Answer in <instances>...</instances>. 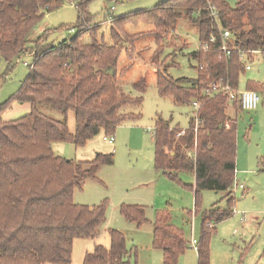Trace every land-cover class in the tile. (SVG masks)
Listing matches in <instances>:
<instances>
[{
	"label": "trees",
	"instance_id": "1",
	"mask_svg": "<svg viewBox=\"0 0 264 264\" xmlns=\"http://www.w3.org/2000/svg\"><path fill=\"white\" fill-rule=\"evenodd\" d=\"M67 1L71 0H0V64L3 59L11 63L31 51V42L35 44L34 65L14 97L29 103L31 112L12 121L0 117V264H70L75 239L99 236L107 221L108 201L93 206L77 204L74 192L89 179L99 180L101 166L114 163V152H99L92 160L80 161L57 155L53 144L69 142L80 147L101 132L113 136L124 121L139 117L129 109L140 106L143 98L125 92L118 81L121 52L126 48L132 57L135 41L148 34L156 37L159 54L162 42L182 19L198 28L200 45L208 43V48L191 52L197 60L195 79H175L162 63L157 70V87L176 104L201 101L199 117H192L187 129L172 127L169 121L158 118L154 166L173 178L194 174L195 183L185 186L194 191L196 212L203 191L234 193L237 121L225 112L230 105L227 97H210L205 89L222 81L237 88L240 75L246 72L242 52L254 60L250 52L258 51L264 61V0H238L234 7L227 0H165L123 16L109 14L111 44L95 38L99 24H93V30L81 29L92 22L88 10L91 0H74L79 13L78 36L57 45L41 46L45 33L32 41L30 34L46 12ZM210 6L217 10L222 28L231 33L229 55L222 50L223 39ZM140 23L155 28L133 34L126 30L127 25ZM89 31L93 40L83 43ZM6 77L0 73V85ZM135 85L141 91L146 88L144 80ZM247 88L264 97V81L250 82ZM43 105L64 115L73 111L75 130L70 129L67 119L41 112ZM233 107L242 110L237 100ZM227 201L228 209L216 203L202 213L197 264H210L211 230L234 214L235 198ZM121 214L129 222L148 221L140 204H122ZM109 235L111 246L96 244L83 264H132L126 236L115 228L109 229ZM153 245L163 251L164 264H177L188 248L182 230L173 225L167 210L157 212Z\"/></svg>",
	"mask_w": 264,
	"mask_h": 264
},
{
	"label": "rangeland",
	"instance_id": "2",
	"mask_svg": "<svg viewBox=\"0 0 264 264\" xmlns=\"http://www.w3.org/2000/svg\"><path fill=\"white\" fill-rule=\"evenodd\" d=\"M162 1L165 0H91L88 10L93 17L92 22L81 29L93 30V24H99L95 38L111 44L114 39L109 14L119 17L153 8ZM227 1L234 7L238 0ZM78 22L75 1H67L59 8L46 12L30 34V39L35 41L45 33L41 46L57 45L78 36ZM70 28H74V31L71 32ZM154 28L153 24L140 23L129 24L126 30L133 34ZM92 40L90 31L82 38L83 43ZM30 45L31 51L16 57L11 63L4 59L1 61L0 73L7 74V77L0 85V107L9 103L0 109V117L4 121L16 120L31 112L29 103L14 99L31 70L29 65L35 59V44L31 42ZM162 46V51L156 55L159 49L156 37L146 34L135 41L132 57L126 48L121 52L117 66L119 84L125 92L142 97L143 101L140 106L130 107V111L140 116L129 118L117 127L113 144L104 140V132L80 147L69 142L53 144L57 155L80 161L92 160L99 152H114V163L101 166L99 180L89 179L81 188L75 189V203L93 206L107 200L108 208L107 221L97 238L75 239L70 264H83L86 254L93 251L96 244L109 248L110 228L126 236L132 264H164L163 251L153 245L152 229L157 212L161 210L170 213L173 225L182 230L188 242V248L177 264H197V249L191 245V241L195 238L200 242L202 213L216 203L228 209L227 200L232 197L235 198L234 214L214 224L215 230H211L210 264H264V97H260L258 107L254 110L237 111L231 105H227L225 110L229 118L237 121V170L234 183L242 184L243 188L233 186L234 193L231 196L223 191H203L196 212L194 191L185 186L195 183L194 174L183 173L173 178L155 169L154 132L159 117L169 121L172 127L187 129L191 118L195 116L196 109L192 104H176L171 95L160 94L157 70L164 63L168 74L175 79L197 77V60L191 56V52L200 48L198 28L182 19L164 39ZM253 57L254 60H250L252 70L240 75V89L247 88L250 82L264 81V61L259 54ZM141 80L146 84L144 91L135 85ZM39 109L57 119H67L70 129L75 130L73 111L64 115L44 105ZM122 204L143 205L148 221L142 224L127 221L121 214Z\"/></svg>",
	"mask_w": 264,
	"mask_h": 264
},
{
	"label": "built area",
	"instance_id": "3",
	"mask_svg": "<svg viewBox=\"0 0 264 264\" xmlns=\"http://www.w3.org/2000/svg\"><path fill=\"white\" fill-rule=\"evenodd\" d=\"M210 14L212 19L214 20L215 23H217V25H219V30L221 33V37L223 39L222 43V50L227 52L229 55V49L227 46V42L228 39L231 37V33L229 30L223 29L221 26V22L220 19L218 17V12L217 10L213 7L210 6ZM70 31L73 32L74 28H70ZM214 38L212 37L210 39V41H213ZM200 47L204 50H206L208 48V43H204L201 44ZM251 54H259L260 52L258 51H251ZM241 60L245 63V68L246 71H251L252 70V66H251V62L249 59V55L247 52H242L241 53ZM34 65V61L32 64H30V67H33ZM206 95L210 96V97H215V96H226L228 99V102L230 103L231 106H233L234 102L237 100L239 101L242 110H254L258 107L259 101H260V94L255 91V90H250L248 88H244V89H240V87L238 86L237 88H235L233 85L230 84V82H213L212 84L209 85L208 88L205 89ZM193 106L195 107V118L198 119L199 114V108L201 106V101L199 100H195L193 102ZM184 130L180 133L183 134ZM105 141H107L110 144H113L115 141V137L114 136H104L103 137ZM234 186H239L240 188H243L242 184H234ZM191 245L197 249L198 246V241L193 238L191 241Z\"/></svg>",
	"mask_w": 264,
	"mask_h": 264
},
{
	"label": "crops",
	"instance_id": "4",
	"mask_svg": "<svg viewBox=\"0 0 264 264\" xmlns=\"http://www.w3.org/2000/svg\"><path fill=\"white\" fill-rule=\"evenodd\" d=\"M227 192H225V194H226ZM152 229H153V224H152Z\"/></svg>",
	"mask_w": 264,
	"mask_h": 264
}]
</instances>
